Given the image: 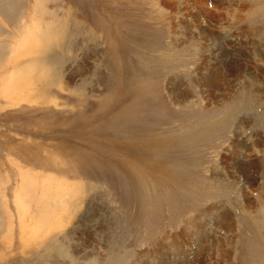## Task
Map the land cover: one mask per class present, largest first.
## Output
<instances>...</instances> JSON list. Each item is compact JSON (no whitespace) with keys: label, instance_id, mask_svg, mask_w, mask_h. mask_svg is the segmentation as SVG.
I'll list each match as a JSON object with an SVG mask.
<instances>
[{"label":"rangeland","instance_id":"rangeland-1","mask_svg":"<svg viewBox=\"0 0 264 264\" xmlns=\"http://www.w3.org/2000/svg\"><path fill=\"white\" fill-rule=\"evenodd\" d=\"M0 264H264V0H0Z\"/></svg>","mask_w":264,"mask_h":264},{"label":"bare ground","instance_id":"bare-ground-1","mask_svg":"<svg viewBox=\"0 0 264 264\" xmlns=\"http://www.w3.org/2000/svg\"><path fill=\"white\" fill-rule=\"evenodd\" d=\"M44 43V42H43ZM46 46L41 50L42 52H40L39 58L37 57V59L31 60L28 65H33L35 64L38 60H45L46 58V54H48L49 50L52 48V46L49 44V42H45ZM38 50V49H37ZM44 63V61H42ZM183 93H180L179 98H184ZM224 110V109H223ZM213 120V119H212ZM219 123H222L221 121ZM225 124V123H224ZM220 125V124H219ZM216 126H218V124H212L210 125L211 129L216 128ZM143 129V128H142ZM151 131V130H149ZM148 135V134H147ZM166 138L163 137H155L152 136V134H149L148 136H146V139L144 140H140L138 137H133V138H124V141L119 140L122 144H126V146H131V147H137V146H143V148L149 149L151 150V152H155L153 149H157V147H161L162 145L164 146V144L168 143V138L165 140ZM172 140H174V138L171 137ZM152 140V141H151ZM111 141V140H110ZM115 144V143H114ZM167 148V147H166ZM120 154V153H119ZM137 154V153H136ZM155 155V154H154ZM157 155V154H156ZM127 156V155H126ZM152 159V158H151ZM133 160V159H131ZM161 160V159H160ZM160 160H148L146 162H144L145 164H142L141 166H137V170L139 171V174H133L132 177L134 175H137L138 178L141 177L140 181H139V188H138V192L141 195V197L146 196V189L149 188V186H152L154 184L153 180H155V185H164L167 186L168 184H170V182L172 183H178L180 181V183L182 182V180H180L177 170L173 168L172 165L165 163L163 161ZM136 165V164H135ZM124 166V165H123ZM122 166V167H123ZM131 168V167H129ZM126 170V169H125ZM136 171V170H135ZM135 173V172H134ZM138 173V172H137ZM188 175V174H187ZM189 176V175H188ZM190 177V176H189ZM183 179V178H182ZM189 179V178H188ZM139 180V179H138ZM157 183V184H156ZM181 185V184H180ZM169 186V185H168ZM169 188V187H168ZM167 188V189H168ZM157 189V188H156ZM171 190V189H170ZM193 191V190H192ZM177 199V198H176ZM176 201V200H175ZM181 201V200H180ZM77 205V204H76ZM63 206V205H62ZM75 207V206H74ZM76 208V207H75ZM71 214V213H70ZM51 246H48V249ZM57 252L59 254H63L64 250L62 247H57Z\"/></svg>","mask_w":264,"mask_h":264}]
</instances>
